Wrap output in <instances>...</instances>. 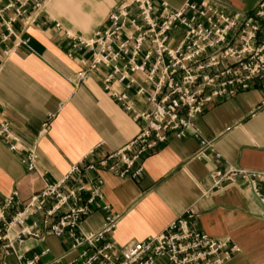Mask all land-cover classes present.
<instances>
[{
	"label": "crops",
	"instance_id": "obj_1",
	"mask_svg": "<svg viewBox=\"0 0 264 264\" xmlns=\"http://www.w3.org/2000/svg\"><path fill=\"white\" fill-rule=\"evenodd\" d=\"M14 1L1 0V5ZM36 1L39 7L28 2L10 33L0 25V121L10 124L19 142L18 150L10 151L0 138V195L17 191L22 199L61 179L90 151L97 159L122 149L143 126L104 92L109 70L99 67L88 73L92 52L77 46V39L104 31L108 14L129 0ZM150 1L159 11L161 3L178 10L188 0ZM220 1L230 9L251 12L260 0ZM14 16L12 9L4 20ZM133 77L138 83L142 80L138 74ZM126 93L135 110L149 109L134 89ZM262 99L255 88L206 106L183 139L168 138L141 161L138 178L98 173L104 183L103 203L117 217L110 235L116 248L154 237L192 210L198 231L227 237L238 247L226 264H264V206L242 185L213 192L209 180L214 169L264 172ZM201 141L211 144L206 160L195 157ZM30 148L37 154L35 173H28L21 163ZM104 216L101 210L92 212L81 223L82 231H99ZM49 240L57 247L54 253ZM68 245L67 240L48 238L41 246L55 258ZM7 264L15 262L9 259Z\"/></svg>",
	"mask_w": 264,
	"mask_h": 264
},
{
	"label": "built area",
	"instance_id": "obj_2",
	"mask_svg": "<svg viewBox=\"0 0 264 264\" xmlns=\"http://www.w3.org/2000/svg\"><path fill=\"white\" fill-rule=\"evenodd\" d=\"M28 2L39 7L36 0L5 6L0 0V25L8 33ZM12 9L15 16L5 21L4 14ZM107 22L92 38L77 39V46L92 52L88 73L99 67L109 70L104 92L143 126L122 149L97 159L90 151L61 179L45 183L27 199L17 191L0 195V264L9 259L15 264H226L238 247L227 237L198 231L192 210L160 234L116 248L110 235L117 217L103 203L104 183L98 173L140 177L141 161L168 138L183 139L206 106L216 101L256 88L264 105V0L251 12L230 9L220 0H188L178 10L161 3L159 11L150 0H129L112 10ZM129 89L149 109L135 110ZM0 138L10 151L18 150V139L5 120L0 121ZM208 150L211 144L201 141L195 157L208 159ZM36 162L35 149H27L21 163L28 173L36 172ZM209 180L213 192L242 185L264 206V172L214 169ZM96 210L105 213L101 229L82 231L81 223ZM48 238L67 240L66 252L49 258L50 250L41 246ZM35 247L39 252L28 257Z\"/></svg>",
	"mask_w": 264,
	"mask_h": 264
},
{
	"label": "rangeland",
	"instance_id": "obj_3",
	"mask_svg": "<svg viewBox=\"0 0 264 264\" xmlns=\"http://www.w3.org/2000/svg\"><path fill=\"white\" fill-rule=\"evenodd\" d=\"M47 246L49 247V249L51 250L52 253H54L56 251L55 248H57V247L53 244L52 240L48 241Z\"/></svg>",
	"mask_w": 264,
	"mask_h": 264
}]
</instances>
